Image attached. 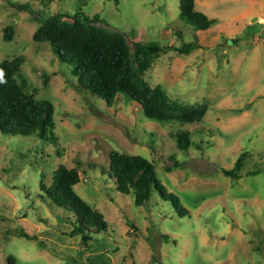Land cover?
<instances>
[{
	"label": "rangeland",
	"instance_id": "rangeland-1",
	"mask_svg": "<svg viewBox=\"0 0 264 264\" xmlns=\"http://www.w3.org/2000/svg\"><path fill=\"white\" fill-rule=\"evenodd\" d=\"M196 10L216 20L206 31L180 18L179 0H0V61L22 58L15 79L52 103L56 137L0 131V264L9 254L16 264H264V0H196ZM76 13L98 14L94 24L125 36L131 54L136 41L203 42L188 55L165 49L140 74L170 102L204 105L202 119H149L123 94L107 106L83 89L49 42L32 40L38 20ZM177 131L189 133L187 150ZM113 150L151 161L167 197L153 190L138 206L118 192L103 174ZM242 152L240 178L225 176ZM60 164L78 171L74 190L107 223L84 227L86 246L74 214L41 197L39 181L49 185Z\"/></svg>",
	"mask_w": 264,
	"mask_h": 264
},
{
	"label": "trees",
	"instance_id": "trees-1",
	"mask_svg": "<svg viewBox=\"0 0 264 264\" xmlns=\"http://www.w3.org/2000/svg\"><path fill=\"white\" fill-rule=\"evenodd\" d=\"M81 1L85 3L89 0ZM27 8L30 13H34ZM179 16L195 31H205L216 21L196 10L195 0H179ZM64 18H68L67 14L38 20L39 25L32 34V40L49 42L59 58L72 65V73L83 89L95 94L107 106L113 105L118 95L123 94L138 103L144 116L149 119L180 123H195L202 119L206 112L204 105L187 107L176 101L170 102L160 85L151 86L140 78V74L148 71L154 58L165 49L171 48L178 54L188 55L195 48H201V45L187 42L178 48L160 47L155 42L136 41L131 54L125 36L94 24L102 22L98 14L82 19L76 13L71 20ZM12 34L13 27L6 26L3 40L11 41ZM21 63L20 56L0 61V131L11 136L34 134L38 139L53 143L56 141L53 133L54 107L48 100H38L27 94L16 81L15 74ZM173 138L181 150H187L191 144V137L186 131H177ZM247 155V152H242L233 168L222 169V173L234 179L240 178L239 172ZM103 171V174L114 179L118 192H133L135 205L140 206L148 201L153 190L159 192L162 198L167 197L157 179L155 165L145 157L113 150L109 153L108 167L103 168ZM258 172L254 171L250 175ZM79 181L76 169H68L60 164L52 171L50 184L45 185L41 179L39 187L43 193L42 199L46 197L56 206L74 214L76 225L72 233H79L86 246L90 236L85 233L84 227L90 226L98 233L106 229L107 223L100 211L76 193L74 186ZM171 197L176 198L173 195ZM17 236L31 238L21 231L17 232ZM3 264H16L15 256L7 255Z\"/></svg>",
	"mask_w": 264,
	"mask_h": 264
},
{
	"label": "crops",
	"instance_id": "crops-1",
	"mask_svg": "<svg viewBox=\"0 0 264 264\" xmlns=\"http://www.w3.org/2000/svg\"><path fill=\"white\" fill-rule=\"evenodd\" d=\"M195 8H196V0H195ZM206 31V30H205ZM197 32H203V31H197ZM197 44H199V45H204V43L202 42L201 43V41H199Z\"/></svg>",
	"mask_w": 264,
	"mask_h": 264
}]
</instances>
